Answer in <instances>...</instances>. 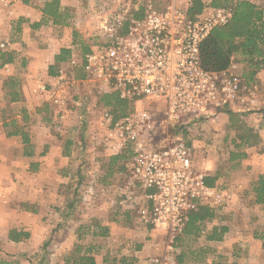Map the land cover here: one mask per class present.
I'll return each mask as SVG.
<instances>
[{"label":"built area","instance_id":"built-area-1","mask_svg":"<svg viewBox=\"0 0 264 264\" xmlns=\"http://www.w3.org/2000/svg\"><path fill=\"white\" fill-rule=\"evenodd\" d=\"M211 2L203 0L202 11L194 16L189 5L172 1L160 8L150 2L143 17L130 18L126 28L120 16L106 17L103 42L90 44L89 52L74 53L56 82L64 84L66 69L79 67L85 73L83 81L99 92L116 91L134 104L118 119L110 109L106 112L109 146L133 152L131 171L144 192L136 222L171 236L183 231L189 213L198 206L219 207L232 196L209 185V175L194 166V145L187 138L192 128L222 111L254 106L256 100L255 90L235 71L234 63L224 71H209L201 64L202 42L232 16L230 7ZM54 87L50 89L54 102L64 104L65 96ZM143 100L163 106L158 123L156 112L138 107ZM169 248L174 250V245ZM148 264L180 263L165 253Z\"/></svg>","mask_w":264,"mask_h":264},{"label":"rangeland","instance_id":"rangeland-1","mask_svg":"<svg viewBox=\"0 0 264 264\" xmlns=\"http://www.w3.org/2000/svg\"><path fill=\"white\" fill-rule=\"evenodd\" d=\"M172 1L178 5L187 6L188 1L190 3L191 0H80L79 10L80 14L83 12L81 14V21L85 30L83 32L78 30L81 35L80 38L87 44L101 43L105 38V31L103 29L105 19L117 15L126 24L134 14L142 8L144 9L148 3L153 2L154 5L161 8L165 3ZM254 1L258 2L264 9V0ZM82 7L84 8L83 10ZM14 26L15 29L18 28L17 23ZM3 30L4 28L2 27L1 31ZM0 48H4L1 46V39ZM233 63L236 65L235 71L242 76L245 82L243 63L239 62L237 58ZM27 78L24 76L23 80L26 79L31 83L33 82V86H35V79L30 76H27ZM254 82L258 86L255 89V99H259L263 103L255 104L253 110L263 112L264 69L259 72ZM73 85L70 84V87L67 88L68 95L64 98L66 101L65 106L71 110L67 116L66 123H59V119L57 121L44 122L45 127H47L45 131L51 132L55 137H59L63 147L65 145V136L76 138L73 148L77 155L74 168L78 170V180L76 181L75 179L74 184L59 185L57 190L59 194L62 191L63 197L66 199V204H64V209H66L64 211L58 210L53 212L54 214L59 213L63 215L60 217L63 221L61 219L58 221L56 217L50 218L49 225L47 226L49 229L46 234H43L39 230L35 234L33 241H28L32 239V236H29L28 238H23L22 241L11 244L6 242L5 239L7 236L2 232L5 228L0 226V258L18 260L20 264H62L64 258L75 251L80 245L83 246V249L89 245L93 247L104 245V242H107L106 239L98 238V236L96 238L90 235L89 232L94 230L93 226L95 224L98 223L101 226H106L107 219H115V217L120 221V224L126 223L128 227L137 230L139 233L145 230L141 229V227L146 225H139L136 222V210L140 203H144V192L139 187L136 177L131 171L130 159L121 160L118 164L124 165V169H115L111 172L109 170L111 155L104 156L106 147H109V145L107 146L108 138L105 133V114L109 109L103 107L99 102V97L102 93L90 83ZM3 101L2 94L0 95V102ZM78 102L79 104L77 105ZM43 105L41 106L42 108ZM138 107H148L153 112H156L157 123L162 119L160 117L162 107L158 101L143 100L138 103ZM49 111L50 109L46 110L44 108L47 116L51 115L52 117L53 113L50 114ZM17 112L14 109L8 110L10 117ZM36 113H33V117L31 118L33 122L29 123V127L33 125L32 129L36 127L37 117L43 116L42 111ZM207 121L205 120L198 124L197 127H193L190 136L187 138L192 142L194 147L198 143L196 152L194 151L195 155L193 160L197 170L203 172L201 171V164L205 161L211 167L221 168L224 176L219 180V185L232 195L231 198L224 201L222 206H219V210L223 216L221 221L228 224L231 230L227 235L228 242H225L226 247L224 246L225 248L221 250L225 254H221L223 256H219L216 261L218 264L220 262L223 264H264L263 241L257 237V234L264 229V206L256 205L253 202L254 193L252 192L251 186L252 182L256 179L250 177V165H246L247 163L244 162V158L230 159L229 152L233 146L229 140L224 142L223 138L219 139L214 137V135L213 137L212 135H208L207 137L202 135L204 131L209 132L210 130L208 128L210 124ZM4 130L6 131L5 127ZM62 130H64V133ZM222 145L224 146L223 149L221 148ZM71 164V159H69L68 165ZM9 173L12 174V172L8 171L2 172L5 186L2 188L0 195L4 196L10 190L8 181L12 180V175L9 176ZM55 173L49 172L48 177L56 183ZM27 178L30 182L31 180L40 182L39 179H36L39 176ZM18 179H23V177H16L14 181ZM21 183L23 184V181ZM22 190L21 186L13 188L12 195L14 196L13 199L11 198L12 206L26 210L37 208L35 203H31L32 205L27 202L20 203L19 198L20 193H23ZM45 190L44 188L43 191ZM7 195H10L9 192ZM71 197L75 199V202L67 208V201ZM60 207H63V204ZM0 209V214H8L3 211L5 205L0 204ZM42 214L44 218L42 220L38 219L39 223L42 221L40 226H43L44 223L46 224L49 218V210ZM62 222H64L65 228H62ZM147 226L149 227L150 225ZM152 227L158 231L157 234L143 233L142 235L133 236L134 243H139L140 240H144L145 243L150 244L151 252L147 256V264L151 258L160 257L165 253L177 259V254L173 249L169 248V245L174 243L178 234L171 236L163 230L154 226ZM232 244H234V248L231 247ZM116 248L112 249V251H108L104 247L99 248V250L95 248L97 249L95 250V257L100 260L103 259V264L105 258H108V260L116 257L119 258L122 254L120 252L117 253ZM179 263L181 264V262Z\"/></svg>","mask_w":264,"mask_h":264},{"label":"crops","instance_id":"crops-1","mask_svg":"<svg viewBox=\"0 0 264 264\" xmlns=\"http://www.w3.org/2000/svg\"><path fill=\"white\" fill-rule=\"evenodd\" d=\"M45 1L46 0H6V2H0V39L1 43L6 44L4 48L0 49H8L16 54L13 63H8L0 67V95L3 94L4 99L3 102H0V108L5 109V115L8 120L16 119L18 124L25 126L29 130L32 144L29 149L32 155H26L25 145L21 135L8 136L4 130L3 123L0 122V192L5 186L2 172H12V174L9 173V176L12 175V180L8 181V186L10 188L8 192L10 195H7L8 192L5 193L4 196L0 195V204L5 205L3 211L8 213L6 215L0 214V226L5 228L2 232L7 236L5 240L8 244L15 243L8 238L11 229L16 228L28 232L30 234L29 236H32V239L28 241H33L35 234H37L39 230H41L43 234H46L49 229L47 226L49 225L50 218L56 217L58 221L60 219L63 221L62 218H60L63 215L53 213L54 211H64L66 209H64L66 199L63 197L62 191H60L62 195L58 193L57 188H59V185L74 184L75 179L76 181L78 180V170L74 168L77 155L73 148L76 138L65 136V145L63 147L59 137H55L51 132L45 131L47 127H45L46 125H44V122L57 121L59 119V123L64 124L67 121L69 111H71L65 106V100L64 104L54 102L50 92L53 85L55 86L54 89L57 88L58 95H64L66 97L68 95L67 88L70 87V84H88L86 81H83L85 73L81 68L68 67L66 69L64 84L56 85L60 70L69 65L68 62L72 55L80 50L79 46L73 43V31H85L81 21V14H83V12L80 14V0H61L62 6H69L75 9L73 24L71 26H55L51 21L39 24L44 16L42 8ZM189 4L188 1V5ZM83 9L82 7V10ZM16 23L18 24L17 29H15L14 26ZM2 27L4 28L3 31H1ZM78 34L81 37L79 32ZM62 48H72V55L67 62L61 63L58 73L52 75L49 72L50 66L55 64V57ZM12 76L18 77L19 83H17V89H19L21 93L20 100L14 102H11L6 96L8 88L5 86L4 82ZM24 76H26V79H28L27 76L34 78L35 86H33V82L31 83L26 79L23 80ZM45 82L46 84L44 85ZM254 83L255 82H252V84L249 85L253 91L258 87ZM43 85L45 89H42ZM61 86L64 87L61 88ZM258 103L261 104L263 102L256 99L255 104ZM78 104L79 102L77 105ZM42 105L43 108L41 107ZM44 108L46 110L50 109L49 112L50 114L53 113V116H47V113L44 112ZM13 109L18 112L10 117L8 110ZM41 111L43 116L37 117L36 127L32 129L33 125L29 127V123L33 122V120L31 121L33 113L37 114L36 112ZM231 111H234L246 125L256 131L259 136L257 142L241 144V140L236 136L237 132L229 127L230 116L228 110L222 111L216 116L208 119L207 123L210 124V127H208L210 130L209 132L204 131L202 135L204 137L208 135H212L213 137L214 135L216 138H223L224 142L229 140L233 146L232 150L229 152L230 155L232 152H238L239 150L245 152L247 157L244 158V162L247 163L246 165H250V177L257 179L259 174H264V111H254L253 106L246 107L242 105L235 107ZM63 131L64 130H62V132ZM105 133H107L106 130ZM108 145L109 142L107 141V146ZM195 145L194 148L196 152L198 143ZM221 148L223 149L224 146L222 145ZM105 150L106 153L104 156H112L123 152V149L115 150L110 146L106 147ZM69 159H71V165H68ZM201 171L209 175L208 177H216L214 185L221 187L219 185V180L224 176V172L221 168L215 166L211 167L207 164V161H205L201 164ZM49 172H56L55 181L57 184L49 179ZM36 176H39V178L36 179H39L40 182L33 180L30 182L27 178H35ZM16 177H23V179L14 181ZM21 181H23V184ZM18 186H21L23 189V193H20V203L27 202L30 203V205H32L31 203H35L38 209L31 208L30 205V211L28 209L12 206L11 198L13 199L14 196L12 195V191L13 188H17ZM44 188L46 189L45 191H43ZM74 202L75 199L71 197V199L67 201V208L73 205ZM62 204L63 207H60ZM209 207L214 209L216 213L213 218H207L201 223V231L187 235H180L183 233L181 232L178 234L181 239H175L173 243L177 259L179 255L183 252L185 253L181 264H214L217 263L216 260L219 256H223L221 254H225V252L221 250L226 247L225 242H228L227 235L231 228L227 224L229 230L224 234L222 240L210 239L209 236L212 233V229L225 225V223L221 221L223 216L219 207ZM47 210H49V218L46 224L44 223L43 226H40L42 221L39 223L38 219L42 220V218H44L42 213ZM62 223V228H65L64 222ZM105 225L108 228L107 235L98 236V238H104L107 242L95 248L99 250V248L104 247L108 251H112V249L117 247L115 249L117 253L120 252L122 255L134 256L141 264L147 263V256L151 252L150 244L147 242L145 243L144 240H140L139 243H134L133 236L142 235L143 233L157 234L158 231L156 229H153L151 225L149 227L147 226V228L143 226L141 229H145L144 231L146 232L140 230L141 232L139 233L137 230L128 227L126 223L120 224V221L116 219V217L115 219H107ZM89 233L94 236L93 230ZM94 237L97 238V236ZM138 245L140 248L137 247ZM218 247L220 248L218 249ZM231 247L234 248V244H232ZM96 260L98 264H103V259L100 260L96 258ZM62 264H65V262L63 261Z\"/></svg>","mask_w":264,"mask_h":264},{"label":"trees","instance_id":"trees-1","mask_svg":"<svg viewBox=\"0 0 264 264\" xmlns=\"http://www.w3.org/2000/svg\"><path fill=\"white\" fill-rule=\"evenodd\" d=\"M211 4L217 7H230L232 16L227 23L214 27L209 36L202 42L200 49L201 64L209 71H224L237 58L239 62L243 63L245 82L250 85L251 82L257 79L259 72L264 69V9L254 0H212ZM203 5V0H191L188 7L189 14L194 16L200 13ZM42 11L44 16L39 24L51 21L55 26H71L75 18V9L69 6H62L61 0H46ZM143 15L144 9L142 8L133 17L141 18ZM128 25L129 21L126 22L125 28ZM73 38V43L78 45L84 53L90 51L91 45L83 41L75 30L73 31ZM72 52V48H62L55 57V64L50 66V74H57L61 63L67 62ZM15 58V52L8 49H0V67L13 63ZM17 83H19V79L15 76L5 81V86L8 88L6 96L11 102L19 101L21 98ZM99 102L103 107L112 111L114 119H118L134 109V104L121 98L116 91L102 93L99 97ZM228 113L230 116L229 127L237 132L236 136L241 140V144L257 142L259 136L256 131L246 125L231 109L228 110ZM0 122L6 128L8 136L21 135L25 145V154L32 155V152L30 153L29 151L32 146L29 130L25 126L18 124L16 119L8 120L5 115V109L1 108ZM132 157L133 152L131 149L112 155L109 160V170L113 172L114 169H124V165L120 164V166L118 164L124 159H130L131 161ZM246 157L247 154L240 150L232 152L230 155L231 160ZM215 180L216 177H206V182L209 185H214ZM251 186L254 193V202L264 206V174H259ZM215 213V210L208 205L198 206V208L189 213V219L182 231L183 233L180 235L201 231V223L207 218H213ZM93 227L94 236H105L108 233L106 226H101V224L97 223ZM228 230L229 226L227 224L214 227L209 237L212 240H222ZM29 235L26 231L14 228L9 231L8 238L14 242H19L23 238H28ZM257 237L263 241L264 246V229L257 234ZM175 239L179 240L181 237L178 236ZM137 247L140 248L139 245ZM84 248L80 245L75 251L68 254L64 258L65 264H98L95 257V247L89 245ZM184 256V252L179 255L178 262H182ZM113 263L141 264L136 257L131 255H121L119 258L116 257L112 260L104 259V264ZM0 264H20V262L18 260L0 258ZM214 264H218V262ZM219 264L223 263L220 262Z\"/></svg>","mask_w":264,"mask_h":264}]
</instances>
